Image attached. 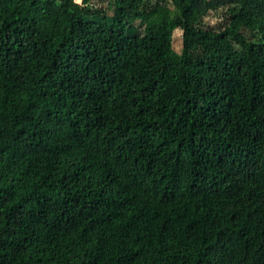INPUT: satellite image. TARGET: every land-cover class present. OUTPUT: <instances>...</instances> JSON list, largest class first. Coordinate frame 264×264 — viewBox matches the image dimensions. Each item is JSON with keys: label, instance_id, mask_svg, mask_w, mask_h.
<instances>
[{"label": "trees", "instance_id": "16d2710c", "mask_svg": "<svg viewBox=\"0 0 264 264\" xmlns=\"http://www.w3.org/2000/svg\"><path fill=\"white\" fill-rule=\"evenodd\" d=\"M92 1L0 0V264H264V0Z\"/></svg>", "mask_w": 264, "mask_h": 264}, {"label": "rangeland", "instance_id": "374dc122", "mask_svg": "<svg viewBox=\"0 0 264 264\" xmlns=\"http://www.w3.org/2000/svg\"><path fill=\"white\" fill-rule=\"evenodd\" d=\"M81 0H76V2H80ZM92 4L94 6H98L101 4V0H93ZM173 49L177 52L180 53L181 48H182V41H181V31L180 30H175L174 35H173V41H172Z\"/></svg>", "mask_w": 264, "mask_h": 264}]
</instances>
